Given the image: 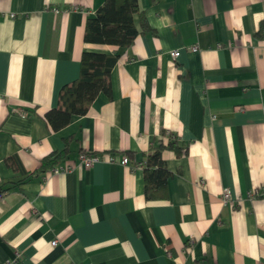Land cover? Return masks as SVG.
<instances>
[{
  "label": "crops",
  "instance_id": "obj_1",
  "mask_svg": "<svg viewBox=\"0 0 264 264\" xmlns=\"http://www.w3.org/2000/svg\"><path fill=\"white\" fill-rule=\"evenodd\" d=\"M102 1L0 0V184L21 175L5 157L32 171L67 138L73 164L0 193V264H264V0H136L147 29L123 51L82 41ZM83 50L120 54L110 97L52 130L42 115ZM164 130L188 153L160 152L158 197L141 167L74 161L142 163Z\"/></svg>",
  "mask_w": 264,
  "mask_h": 264
},
{
  "label": "trees",
  "instance_id": "obj_2",
  "mask_svg": "<svg viewBox=\"0 0 264 264\" xmlns=\"http://www.w3.org/2000/svg\"><path fill=\"white\" fill-rule=\"evenodd\" d=\"M135 14L139 18V31L133 20ZM145 29L147 26L138 11L136 0H103L92 15L85 17L82 41L113 45L123 51L132 44L136 35ZM119 55L118 52L81 51L78 76L60 87L55 106L42 115L52 130H58L66 125L72 115L84 114L98 94L110 97V72ZM161 134L167 136L166 140L159 141L152 147L141 165L143 191L146 198H150L152 195L158 197L163 191L167 179L172 176V172L165 167L160 158V152L169 150L176 157L186 156L188 153L187 146L175 134L165 130ZM69 142L70 138L65 139L64 147L61 150L43 156L32 171L23 170L15 155L5 157L4 164L21 175L14 181L1 183L0 193L26 182L31 177L40 176L54 165L61 163L66 159ZM125 154L131 157L129 152H125Z\"/></svg>",
  "mask_w": 264,
  "mask_h": 264
},
{
  "label": "built area",
  "instance_id": "obj_3",
  "mask_svg": "<svg viewBox=\"0 0 264 264\" xmlns=\"http://www.w3.org/2000/svg\"><path fill=\"white\" fill-rule=\"evenodd\" d=\"M54 13L57 11L55 8L52 10ZM12 16V15H10ZM188 49L190 50H194L196 49V45H190L188 47ZM169 57L171 60H175L176 57L179 55V50L178 49H174L172 51H170L168 53ZM21 115H24L23 111H20ZM76 164H81L83 167L88 168L91 167L93 163L97 162V161H105L108 163H112V162H116L120 165L123 166H129L131 169L132 168H140L142 163H137L134 164L133 166L129 165V159L127 157V155L125 153H119L118 157H115L114 154L112 153H102V154H96L94 152H78V154L76 155L75 160ZM73 167V164L68 163L67 159H64L63 161H61V163L54 165L53 167H51L48 171L47 174H56V173H62L64 171H67L69 169H71ZM256 193L255 190H253L251 192V195L253 196ZM221 198L222 201L224 203L228 202V193L226 190L222 191L221 193ZM49 244L51 246L56 244V240L53 239L49 242Z\"/></svg>",
  "mask_w": 264,
  "mask_h": 264
}]
</instances>
